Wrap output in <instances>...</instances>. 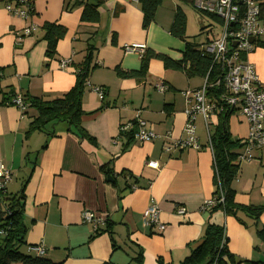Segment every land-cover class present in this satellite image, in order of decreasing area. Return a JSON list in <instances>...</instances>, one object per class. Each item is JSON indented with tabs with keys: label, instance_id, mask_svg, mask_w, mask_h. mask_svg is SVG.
Returning a JSON list of instances; mask_svg holds the SVG:
<instances>
[{
	"label": "crops",
	"instance_id": "obj_1",
	"mask_svg": "<svg viewBox=\"0 0 264 264\" xmlns=\"http://www.w3.org/2000/svg\"><path fill=\"white\" fill-rule=\"evenodd\" d=\"M11 1L0 0V102L5 95L8 100V94L47 101L60 98L74 87L76 66L85 61L91 47L98 66L82 99V126L95 145L69 133L64 123L56 126V136L50 139L41 132L26 138L37 111H22L7 101L0 105V163L13 175L8 193H19L27 181L23 219L28 231L23 248L43 244L45 258L62 264H131L141 252L144 264H182L208 224H214L224 228L235 264H264V167L237 161L240 169L230 186L237 205L262 208L258 217L242 211L202 213L216 191L203 117L195 122L201 148L164 150L185 136L184 93L204 82L202 77L166 69L156 57L183 59L185 43L171 34V28L181 6L189 29L190 10L184 6L192 7L164 0L146 29L138 0H99L98 23L82 19L86 4L96 5L97 0H29L34 12L28 20L6 10ZM197 17L202 24L205 19ZM49 24L66 29L52 57L47 56ZM31 26L35 27L31 35H21ZM202 26L206 41L193 42L189 35L187 40L205 44L210 33L207 25ZM133 45H145V54L152 56L143 77L129 75L142 67L141 54L126 50ZM63 60L70 61L66 69L60 67ZM248 61L264 87V48L255 44ZM160 86H165L164 92ZM92 87L104 88L103 101ZM137 115L157 135L155 141L142 144L121 135L122 125ZM220 123V116L210 118L211 135ZM227 128L231 139L241 142L237 150L241 153L249 133L247 121L239 112L232 113ZM28 156L34 162L28 163ZM255 156L264 158V151ZM149 162L158 163L159 169L149 168ZM153 204L166 225L164 232L143 225V214ZM85 212L103 220L97 230L84 222Z\"/></svg>",
	"mask_w": 264,
	"mask_h": 264
},
{
	"label": "trees",
	"instance_id": "obj_2",
	"mask_svg": "<svg viewBox=\"0 0 264 264\" xmlns=\"http://www.w3.org/2000/svg\"><path fill=\"white\" fill-rule=\"evenodd\" d=\"M14 1H11V3ZM138 1L143 12V26L147 29L155 21L156 12L162 6L164 0ZM178 2L191 6L203 19L204 17L209 18L217 23L218 26L222 24L221 19L217 16L197 7L196 0H178ZM259 3L261 7L260 19L264 23V0ZM101 5L102 1L99 0H97L96 5L86 4L82 17L83 21L98 23L100 21L99 8ZM208 27L212 28V25ZM210 28H208L209 33H212ZM46 31V40L48 42L47 56L52 57L56 53L58 41L65 36L66 29L58 24H49L46 26ZM171 34L185 43V50L181 61H174L161 54L156 55L164 62L165 68L183 71L190 78L199 76L204 79L209 74V81L212 83L214 78H217L220 74V67L214 64L212 56L204 53L201 49L204 44L200 45L187 40V16L181 6L177 7ZM256 47L264 48V40L258 39ZM93 56L94 47H91L88 50L85 61L76 66V83L74 87L60 98L49 101L42 98H24L27 108L37 111V115L31 119L26 138L34 132H41L50 139L56 136V126L64 123L67 125L69 133L80 138V140H88L93 145L96 144L95 140L87 134L82 126V117L85 115L82 108L83 95L91 72L98 67L93 63ZM151 57L145 54L142 58L141 70L132 72L129 75L143 77L147 73ZM1 71L0 69V80ZM16 96L8 94V100L6 95L3 96L4 101L0 102V105L5 104V101H7L8 105H13L12 101ZM231 115L220 116L221 123L215 133L211 135L215 167L214 183L216 186L214 198L218 204L210 213L222 210L226 214L233 215L237 211H242L258 217L263 211L262 208L237 205L234 201V192L230 187L240 169V164L237 162L240 153L237 150L242 146L240 141L231 139L228 132L227 123ZM128 136L130 140L133 139L131 135ZM46 147L47 143L42 149ZM27 161L28 163L30 161L34 162L30 156L27 157ZM105 168L106 166L102 167L103 170ZM26 183L27 181L17 194L8 193L7 185L4 188H0V264H62L54 263L45 258V256L41 257L22 252L23 246L27 243L26 235L28 231L23 219L26 205ZM227 243L224 228L208 224L201 240L191 250L189 256L182 264H235L233 256L228 251ZM131 264H144L143 253H139ZM160 264H162L161 261Z\"/></svg>",
	"mask_w": 264,
	"mask_h": 264
},
{
	"label": "built area",
	"instance_id": "obj_3",
	"mask_svg": "<svg viewBox=\"0 0 264 264\" xmlns=\"http://www.w3.org/2000/svg\"><path fill=\"white\" fill-rule=\"evenodd\" d=\"M196 5L222 21L220 31L211 33L208 41L201 47L204 53L212 56L214 64L220 67V74L212 83L208 74L200 88L184 93V113L187 118L185 136L179 142L165 146L164 150L170 152L174 148H201L195 122L198 116H202L209 138L208 148L213 154L210 118L213 115L222 116L239 112L248 123L249 133L237 161L240 164L257 162L264 167V158L255 156V152L264 151V87L258 79L254 65L248 61L249 55L255 50L256 41L264 35L260 3L255 0H196ZM6 10L12 16L28 20L33 15L34 7L29 0H15L6 6ZM34 30V26L28 27L21 35L29 36ZM252 39H255L254 43L251 42ZM126 50L139 52L143 57L146 46L133 45L128 46ZM69 63V60H63L60 67L66 69ZM86 85L90 86V83L87 82ZM165 89V86L159 87L161 92ZM92 90L102 101L104 100L106 95L104 88L92 87ZM12 103L22 111L27 110L24 97L21 95H17ZM120 133L122 136L131 135L136 142L142 144L157 139V135L146 128V122L139 115L122 125ZM147 166L159 169L156 162H149ZM11 179L12 172L4 163H0V188H4ZM217 204L213 197L204 203L202 213H210ZM179 214H185V210H180ZM83 220L92 224L95 230L103 222L91 212H85ZM143 225L145 228L156 227L160 232L166 230V225L160 220L159 208L155 204L144 212ZM28 252L42 257L46 254V248L43 244L30 246Z\"/></svg>",
	"mask_w": 264,
	"mask_h": 264
},
{
	"label": "rangeland",
	"instance_id": "obj_4",
	"mask_svg": "<svg viewBox=\"0 0 264 264\" xmlns=\"http://www.w3.org/2000/svg\"><path fill=\"white\" fill-rule=\"evenodd\" d=\"M257 2H261V0H255ZM184 8H186L187 10H190L189 11V15H190V24H189V29H187V35H189L191 37V40L193 42H196V43H201L203 41H206V38L208 37L206 35V33H202V25L204 23V26H206V28L210 25H212V28H210V30H212V33H217V31H220V27L217 25V23H215L213 20L209 19V18H205L204 17V22H202L201 24V19L198 16V13H196L195 10H193L192 8H188L187 6H184ZM192 10V11H191ZM197 14V16L193 15V14ZM194 16V17H193ZM207 28V29H208ZM210 36H211V33H210ZM264 39V35L261 37ZM22 252L23 253H27V254H31L29 253L28 251H26L25 248L22 249ZM32 255V254H31Z\"/></svg>",
	"mask_w": 264,
	"mask_h": 264
},
{
	"label": "water",
	"instance_id": "obj_5",
	"mask_svg": "<svg viewBox=\"0 0 264 264\" xmlns=\"http://www.w3.org/2000/svg\"><path fill=\"white\" fill-rule=\"evenodd\" d=\"M251 42L254 43V42H255V39H252ZM109 181H110V182L112 181V179H110V177H109Z\"/></svg>",
	"mask_w": 264,
	"mask_h": 264
}]
</instances>
